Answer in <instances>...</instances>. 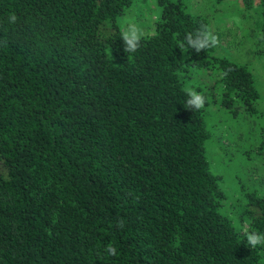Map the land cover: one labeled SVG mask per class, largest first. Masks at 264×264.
Returning a JSON list of instances; mask_svg holds the SVG:
<instances>
[{
  "label": "trees",
  "instance_id": "1",
  "mask_svg": "<svg viewBox=\"0 0 264 264\" xmlns=\"http://www.w3.org/2000/svg\"><path fill=\"white\" fill-rule=\"evenodd\" d=\"M132 1L0 0V264H264L243 235L264 233V195L239 185L241 232L184 92L190 69L214 70L219 104L253 114L252 73L214 47L185 60L207 21L184 0H154L127 56L115 21Z\"/></svg>",
  "mask_w": 264,
  "mask_h": 264
},
{
  "label": "rangeland",
  "instance_id": "2",
  "mask_svg": "<svg viewBox=\"0 0 264 264\" xmlns=\"http://www.w3.org/2000/svg\"><path fill=\"white\" fill-rule=\"evenodd\" d=\"M256 2L246 6L243 0H184L186 10L204 17L209 30L217 36L215 54L245 65L259 93L255 113L248 114L236 103L238 113L232 115L219 104L218 72L193 68L184 76V86L195 88L207 98L202 109L209 133L205 141L207 161L210 170L220 175L227 195L222 208L241 232L246 223H238L234 217L241 202L239 185L264 195V45L257 39L261 18ZM158 14L154 0H133L115 23L121 29L125 19L135 21L150 35Z\"/></svg>",
  "mask_w": 264,
  "mask_h": 264
},
{
  "label": "clouds",
  "instance_id": "3",
  "mask_svg": "<svg viewBox=\"0 0 264 264\" xmlns=\"http://www.w3.org/2000/svg\"><path fill=\"white\" fill-rule=\"evenodd\" d=\"M10 19L15 22V14H10ZM148 35L149 32L141 27L137 22L125 19L120 29V39L124 45V53L127 54V56L136 53L141 47L142 40L147 38ZM217 44V36L209 30L207 25H202L195 32L187 33L184 40L178 43V48L184 55L185 60H187L189 58L187 54L190 49L199 54L201 51L213 48ZM224 75L226 76L227 72H225ZM184 92L187 97L186 107L188 109L192 111H199L205 107L207 100L205 95L196 91L195 88L187 85L184 88ZM117 227L123 228V221H120ZM243 235L250 248L255 249L257 247H264V233L257 231H245ZM105 251L108 255H116V249L111 244L106 247Z\"/></svg>",
  "mask_w": 264,
  "mask_h": 264
}]
</instances>
